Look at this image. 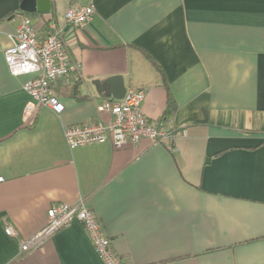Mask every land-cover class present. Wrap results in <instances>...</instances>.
I'll use <instances>...</instances> for the list:
<instances>
[{
  "label": "crops",
  "instance_id": "0c3cea01",
  "mask_svg": "<svg viewBox=\"0 0 264 264\" xmlns=\"http://www.w3.org/2000/svg\"><path fill=\"white\" fill-rule=\"evenodd\" d=\"M74 4L94 8L85 28L64 18ZM24 16L0 17V264H105L78 220L22 250L81 199L124 264H264V0H52L29 16L81 65L54 84L61 114L25 115L31 75L5 58ZM113 75L174 140L68 145L65 127L110 118L95 80Z\"/></svg>",
  "mask_w": 264,
  "mask_h": 264
},
{
  "label": "built area",
  "instance_id": "2783aa9c",
  "mask_svg": "<svg viewBox=\"0 0 264 264\" xmlns=\"http://www.w3.org/2000/svg\"><path fill=\"white\" fill-rule=\"evenodd\" d=\"M93 15L91 5L74 4L65 11L64 18L73 27L85 28ZM5 58L13 75H31L23 85L30 95L25 115H30L37 106L48 107L56 114L63 113L65 106L55 93L54 84L60 78L69 76L71 71L79 70L81 65L71 62L62 31L55 22L49 24L45 36L39 37L31 17L24 16L14 43L6 49ZM144 99V91L133 87L127 89L123 99H105L98 106V111L110 118L65 127L64 137L68 145L75 148L111 142L114 147H122L129 142L137 144L144 138L153 142L174 140V134L162 125L149 122L142 108ZM75 220L82 223L105 264H124L114 250L111 238L104 233L101 221L83 199L76 204L53 205L48 210L46 225L22 241V250L40 247ZM5 231L10 236H17L12 226H7Z\"/></svg>",
  "mask_w": 264,
  "mask_h": 264
},
{
  "label": "water",
  "instance_id": "95a60500",
  "mask_svg": "<svg viewBox=\"0 0 264 264\" xmlns=\"http://www.w3.org/2000/svg\"><path fill=\"white\" fill-rule=\"evenodd\" d=\"M51 10L52 0H0V17L18 12L45 14ZM95 84L114 99H123L127 91L123 75H113L102 83L95 80Z\"/></svg>",
  "mask_w": 264,
  "mask_h": 264
},
{
  "label": "trees",
  "instance_id": "16d2710c",
  "mask_svg": "<svg viewBox=\"0 0 264 264\" xmlns=\"http://www.w3.org/2000/svg\"><path fill=\"white\" fill-rule=\"evenodd\" d=\"M26 15H30V13H26ZM173 105V102H172V100L170 99V102H169V106L171 107Z\"/></svg>",
  "mask_w": 264,
  "mask_h": 264
}]
</instances>
